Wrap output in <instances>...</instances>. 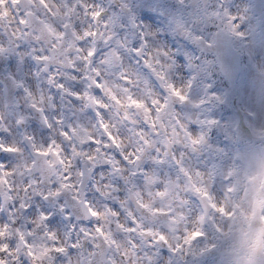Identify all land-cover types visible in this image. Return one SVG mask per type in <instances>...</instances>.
<instances>
[{
	"label": "clouds",
	"instance_id": "9594fccd",
	"mask_svg": "<svg viewBox=\"0 0 264 264\" xmlns=\"http://www.w3.org/2000/svg\"><path fill=\"white\" fill-rule=\"evenodd\" d=\"M2 264H264V0H0Z\"/></svg>",
	"mask_w": 264,
	"mask_h": 264
},
{
	"label": "snow or ice",
	"instance_id": "6c2138e0",
	"mask_svg": "<svg viewBox=\"0 0 264 264\" xmlns=\"http://www.w3.org/2000/svg\"><path fill=\"white\" fill-rule=\"evenodd\" d=\"M0 264H2V262H0Z\"/></svg>",
	"mask_w": 264,
	"mask_h": 264
}]
</instances>
